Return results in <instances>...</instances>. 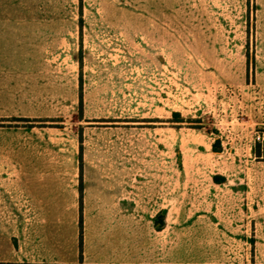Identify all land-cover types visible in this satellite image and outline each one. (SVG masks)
I'll return each mask as SVG.
<instances>
[{"label":"rangeland","instance_id":"rangeland-1","mask_svg":"<svg viewBox=\"0 0 264 264\" xmlns=\"http://www.w3.org/2000/svg\"><path fill=\"white\" fill-rule=\"evenodd\" d=\"M210 190L204 256L264 264V0H0V246Z\"/></svg>","mask_w":264,"mask_h":264},{"label":"crops","instance_id":"crops-1","mask_svg":"<svg viewBox=\"0 0 264 264\" xmlns=\"http://www.w3.org/2000/svg\"><path fill=\"white\" fill-rule=\"evenodd\" d=\"M223 183L227 182L212 179L209 186L212 189ZM210 191V196L201 200L198 212L183 217L178 214L176 218L164 212L162 222L158 221L159 212L146 213L137 208H121L117 214L105 218L99 211L95 216L100 218L83 222L87 216L84 208L79 239L78 233L75 240L70 231V241L60 240L53 234L51 242H39L36 238L31 250L23 245L0 246V264H216L204 256L211 251L210 247L198 244V231L225 227L218 220L219 205ZM244 198L234 203V216L250 218L252 201L246 203ZM200 208L205 211H199Z\"/></svg>","mask_w":264,"mask_h":264},{"label":"trees","instance_id":"trees-1","mask_svg":"<svg viewBox=\"0 0 264 264\" xmlns=\"http://www.w3.org/2000/svg\"><path fill=\"white\" fill-rule=\"evenodd\" d=\"M218 147H217V144H214V150H219V149H217ZM163 215V214H162ZM81 225H82V220H81ZM158 227H161V225L160 224H158Z\"/></svg>","mask_w":264,"mask_h":264}]
</instances>
